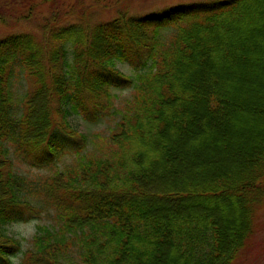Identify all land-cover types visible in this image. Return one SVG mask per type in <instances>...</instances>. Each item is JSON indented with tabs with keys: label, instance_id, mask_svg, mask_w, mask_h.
Instances as JSON below:
<instances>
[{
	"label": "trees",
	"instance_id": "obj_1",
	"mask_svg": "<svg viewBox=\"0 0 264 264\" xmlns=\"http://www.w3.org/2000/svg\"><path fill=\"white\" fill-rule=\"evenodd\" d=\"M85 1L0 0L20 4L27 18L50 7L40 35L0 38V264L17 252L20 264H139L172 255L180 264H260L264 139L235 168L199 174L192 185L160 189L153 172L170 166L183 176L173 141L191 137L202 121H229L232 103L213 58L222 69L253 63L246 55L234 60L233 50L264 34V0L178 3L104 21L106 2ZM9 17L15 26L23 14ZM15 78L26 82L22 97L13 92ZM118 89L133 91L119 109L110 100ZM76 116L93 123L112 117L114 125L97 147L73 127ZM67 152L76 164L47 181L18 174L9 157L41 167ZM48 210L56 222L38 224L33 249L22 253L8 226ZM225 210L237 217L226 218Z\"/></svg>",
	"mask_w": 264,
	"mask_h": 264
},
{
	"label": "rangeland",
	"instance_id": "obj_2",
	"mask_svg": "<svg viewBox=\"0 0 264 264\" xmlns=\"http://www.w3.org/2000/svg\"><path fill=\"white\" fill-rule=\"evenodd\" d=\"M207 0H86L87 5L98 2L99 7L106 2L107 8H104L100 14V18L109 20L115 18L119 12H125L128 10L130 14L145 16L147 12H156L159 9H167L170 6H176L178 3L189 4L190 2H200ZM73 1L67 2L64 6L69 7ZM3 12L0 13V19H6L7 26L0 24V38L8 36V34H29L40 35V25L44 22V19L50 16L49 5L40 6L39 12L34 15L29 14L27 11L23 13L19 9L20 4H0ZM98 7V10H99ZM14 11L19 16L22 12L23 17L21 21L15 26L9 25L12 20L11 11ZM98 18L99 16L93 15ZM92 17V18H93ZM172 28H163L161 30L162 35H169ZM257 47L262 51H253V48ZM264 34L256 37L251 42L245 44H237L234 47L233 52L234 60L240 61L242 55H246L253 62L251 65H239L235 69L234 66L230 68L224 66L222 69L217 57L213 58L214 65L216 66L213 73L218 76L221 90L225 95V99L229 104L232 103V107L229 109V121H223L221 116H216L211 119L209 124L207 120L202 121L198 126V131L191 137H177L179 130L175 127L173 130V137H177L173 143L176 149H178L181 156L179 162L182 166L183 176L170 166H158L154 170L153 176L156 177V184L160 189L173 188L176 186H187L195 183V178L199 174L208 172H218L235 168V162L237 158L242 154H249L250 147H256L260 145V142L264 139ZM199 61L198 64L201 65ZM119 68L126 76L133 75V69L127 65L117 63ZM193 68V67H192ZM193 69L189 72L192 73ZM15 78L13 92L16 96L25 95L27 88L25 80L22 78L17 80ZM204 82V87L210 89L213 85L212 82ZM132 89H118L113 90L110 98L111 103L118 109L122 107L132 96ZM253 103V104H251ZM251 104V105H250ZM39 107L41 104H38ZM228 116V115H227ZM112 117L108 119L93 123L85 121L82 117L76 116L71 119V124L78 130V132L85 134L90 139L99 145L101 139L108 137L110 134V128L114 125ZM229 123V124H227ZM196 124V123H195ZM194 124V125H195ZM199 132V133H198ZM96 136H99L96 138ZM172 141V140H171ZM89 151L96 152V145L91 143ZM173 144V145H174ZM157 151L161 152L158 148ZM14 169L17 173L33 180L47 181L51 180L57 172H64L68 166L76 164V156L73 152H67L61 156L55 158L51 163L41 167H32L25 158H20L15 153L10 154ZM39 157V156H38ZM42 160V159H41ZM153 160V159H152ZM160 181H162L160 183ZM159 182V183H158ZM226 218L237 217L236 214H228L222 211ZM35 221V224L30 222ZM56 222L55 213L52 211L43 212L38 219L28 221L27 223H14L19 224L25 229L34 228L36 234V228L38 224L50 225ZM13 225V224H12ZM12 225L8 226V234L15 237L14 232H10ZM27 241L29 247L22 250V253L33 249V237ZM20 262L23 258L22 254H19ZM147 262H140L139 264H180L175 260V255L169 257V259L161 258L159 261H154L152 258H147ZM78 264H82L76 261ZM260 264H264V260Z\"/></svg>",
	"mask_w": 264,
	"mask_h": 264
},
{
	"label": "clouds",
	"instance_id": "obj_3",
	"mask_svg": "<svg viewBox=\"0 0 264 264\" xmlns=\"http://www.w3.org/2000/svg\"><path fill=\"white\" fill-rule=\"evenodd\" d=\"M30 224H35V221L30 222ZM10 232L15 233V239L21 242V250L27 249L29 241L32 236L35 234L34 228L25 229L21 227L19 224H13L10 228ZM11 264H20L19 252L13 254L10 257Z\"/></svg>",
	"mask_w": 264,
	"mask_h": 264
},
{
	"label": "bare ground",
	"instance_id": "obj_4",
	"mask_svg": "<svg viewBox=\"0 0 264 264\" xmlns=\"http://www.w3.org/2000/svg\"><path fill=\"white\" fill-rule=\"evenodd\" d=\"M153 208H154V206L150 204V205H149V209H150V210H153Z\"/></svg>",
	"mask_w": 264,
	"mask_h": 264
}]
</instances>
